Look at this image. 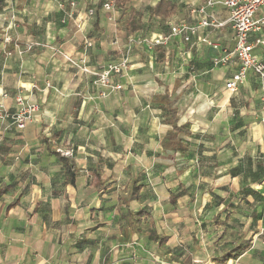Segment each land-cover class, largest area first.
I'll return each instance as SVG.
<instances>
[{
	"label": "crops",
	"instance_id": "obj_1",
	"mask_svg": "<svg viewBox=\"0 0 264 264\" xmlns=\"http://www.w3.org/2000/svg\"><path fill=\"white\" fill-rule=\"evenodd\" d=\"M158 1L149 21L133 13L123 24L134 0L109 12L103 0H0V102L12 111L21 95L39 106L22 130L0 123V264H264L260 81L249 70L227 90L238 60L213 65L219 52L199 40L231 51L230 26L134 45L128 69L112 78L121 89L107 96L60 54H84L96 70L122 58L130 37L197 23L183 0L151 14ZM249 40L263 41L253 54L264 63V28ZM29 42L39 45L19 53ZM167 104L188 131L176 151L162 146ZM56 153L68 158L72 184ZM141 210L151 222L130 226Z\"/></svg>",
	"mask_w": 264,
	"mask_h": 264
},
{
	"label": "built area",
	"instance_id": "obj_2",
	"mask_svg": "<svg viewBox=\"0 0 264 264\" xmlns=\"http://www.w3.org/2000/svg\"><path fill=\"white\" fill-rule=\"evenodd\" d=\"M190 8L192 14L198 16L196 24H188L181 21L170 26L167 36H153L128 39L125 46V53L122 58L116 62H109L98 69L89 68L85 55L69 56L60 52L61 56L78 72L91 75L94 77L93 83L98 88L100 96H107L110 92L121 89V84L112 81L113 76H123L129 66V52L134 45H144L152 48L156 45H165L171 36H181L184 41H189L195 36L199 28H219L224 25H229L232 29L235 46L231 51L220 50L217 41H211L207 38L199 39L219 53L213 56V65H223L228 62L231 56L235 57L240 67L233 74L230 80L225 84L227 90L233 92L241 85L245 79L246 72L252 71L260 81V99L262 109L264 110V63L259 61L253 54L255 43H263L261 40H256L255 43L249 40L251 33L258 32L264 28V0H202V3L195 5L200 0H183ZM117 0H103L101 7L109 12L113 11ZM71 8L75 6V2L71 1ZM221 6L228 12L227 18L224 21H218L214 18L212 10ZM73 10L68 12V16H72ZM88 14H93V9L88 10ZM38 43L29 42L24 49H18L19 53L30 50ZM86 46H91L90 42ZM9 54V53H8ZM39 111V106L34 102L25 100L21 95L15 97V108L10 111L0 102V123L5 128H16L22 130L26 127L35 114ZM261 122L264 123V115L261 117Z\"/></svg>",
	"mask_w": 264,
	"mask_h": 264
},
{
	"label": "trees",
	"instance_id": "obj_3",
	"mask_svg": "<svg viewBox=\"0 0 264 264\" xmlns=\"http://www.w3.org/2000/svg\"><path fill=\"white\" fill-rule=\"evenodd\" d=\"M130 0H117V3L125 4L129 2ZM168 1L166 0H160L158 1L151 9L150 12L153 15H164L166 12H168L171 8V6ZM133 24V22H132ZM164 111L167 112L168 119L167 121L171 125V130L167 132V134L162 139V146L163 148L171 149L172 151L180 150L181 149V135H186L188 133L187 129L184 126L178 125V117L177 112L175 108H172L169 104H167L164 107ZM56 157L59 161H61L64 165L65 173L68 175L69 183L74 182V172L71 171V164L65 156L60 155L59 153H56ZM138 191L139 186L134 185L132 189V194L130 195L131 198L138 197ZM181 194L171 195V199L174 200ZM144 211L141 210L137 212L135 215L128 216V223L131 225L133 224H139L143 219L150 223L151 221L148 219L146 215H143ZM148 219V220H147ZM150 240L158 242L160 245H163L166 241L165 236L157 235L154 231H151L148 235ZM244 248H239L238 251L243 250ZM237 254V253H236ZM235 254V256H237ZM230 255V254H229ZM227 257V255H226Z\"/></svg>",
	"mask_w": 264,
	"mask_h": 264
},
{
	"label": "rangeland",
	"instance_id": "obj_4",
	"mask_svg": "<svg viewBox=\"0 0 264 264\" xmlns=\"http://www.w3.org/2000/svg\"><path fill=\"white\" fill-rule=\"evenodd\" d=\"M153 1L154 0H134V2L132 3V7L131 8H126L127 12H126V17L123 19V24L128 22V21H126L127 18L130 16V14H133V13L135 14V16L136 15H140L141 23L145 22V21H149V19H148V8L152 4ZM116 16H115V21L118 20L117 18L119 16V13ZM137 22L138 21H136V24H137ZM148 24H150V23H148ZM143 28H144V26H143ZM143 31H146V30L143 29ZM252 248H253V246H252Z\"/></svg>",
	"mask_w": 264,
	"mask_h": 264
}]
</instances>
